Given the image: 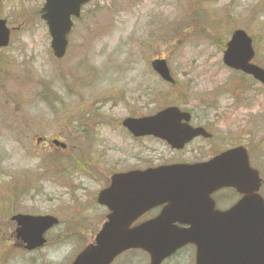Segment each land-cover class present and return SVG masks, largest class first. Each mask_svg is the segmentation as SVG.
<instances>
[{"label":"rangeland","instance_id":"obj_1","mask_svg":"<svg viewBox=\"0 0 264 264\" xmlns=\"http://www.w3.org/2000/svg\"><path fill=\"white\" fill-rule=\"evenodd\" d=\"M43 2L0 0V18L13 29L0 52V264H36V252L17 245L11 216L56 217L47 244L74 237L69 264L104 221L95 198L112 173L175 159L160 144L130 139L123 119L177 105L203 118L221 114L220 125L233 130L238 116H264V88L222 64L231 33L243 29L264 69V0H91L60 61L39 18ZM156 58L167 60L174 87L152 73ZM230 103L243 108L223 110ZM257 131L264 139V128ZM209 146L182 160L205 159ZM115 264L145 258L127 254Z\"/></svg>","mask_w":264,"mask_h":264},{"label":"water","instance_id":"obj_2","mask_svg":"<svg viewBox=\"0 0 264 264\" xmlns=\"http://www.w3.org/2000/svg\"><path fill=\"white\" fill-rule=\"evenodd\" d=\"M89 0H44L39 12L50 37V49L61 59L67 47V35L72 19ZM10 30L0 19V48L9 42ZM253 57L250 39L241 32L233 33L223 55L227 67L251 75L264 85V71L250 65ZM153 71L168 83H174L165 61L151 63ZM185 118L177 108H167L154 117L126 119L122 125L134 136L152 135L167 141L173 148L202 130L181 127ZM58 145L57 142H53ZM64 148V145H60ZM256 174L249 170L246 156L240 149L226 152L211 162L198 166H171L145 172H131L112 177L110 188L100 192L97 202L110 211L107 222L73 264H110L119 254L140 249L150 255L149 264H160L185 244L197 249L196 264H264V205L260 198L245 195L228 212H211L209 195L224 186L245 192L256 183ZM178 200L195 202L194 217L187 223L190 231L179 232L173 227L178 221L173 205ZM157 202H167L169 208L158 219L128 229L146 209ZM193 216V212L190 213ZM16 237L33 250L44 244L43 234L57 223L48 216L16 215Z\"/></svg>","mask_w":264,"mask_h":264},{"label":"flooded vegetation","instance_id":"obj_3","mask_svg":"<svg viewBox=\"0 0 264 264\" xmlns=\"http://www.w3.org/2000/svg\"><path fill=\"white\" fill-rule=\"evenodd\" d=\"M167 107H178L177 105H171ZM164 107V108H167ZM262 107L264 108V104H262ZM161 108L154 112L151 115L141 116V117H129V118H142V117H149L160 110L164 109ZM182 112H186L188 114V120L184 121L181 120L180 126L191 128L194 130H202L204 135L200 134L190 141L184 143V145L180 149H172L170 145H168L166 142L155 138L153 136H143V137H134L132 133L129 130H126L124 128V131L127 133L128 137L132 139L135 142H139L144 140L145 142H153L156 144H160L161 146L165 147L169 153L175 158L173 161H170L165 164H158V165H147L144 168H133L126 170L124 172L128 171H146V170H155L161 167L165 166H171V165H188V166H198L201 164L209 163L211 162L215 157L220 156L226 152L232 151L234 149H240V151H244V153L247 156L248 164L251 170L256 171L259 178V185L251 192V195H258L261 197V199L264 202V169L262 168L263 165H261V162H264V139H260L258 137V131H257V125L264 128V116L260 119L256 117V114H253L252 116H243L242 119L240 116L236 117L235 119L239 121V124L232 130L231 128H225L223 124L220 125V121L223 117L221 114L208 116L206 118L199 117L194 115L190 110L181 109L178 107ZM235 108L242 109V106H234L232 103L228 104L223 110H234ZM210 111L213 112H219L221 109L219 108V105H211L209 107ZM251 119V125L250 127H246L244 124V121L250 122L249 118ZM203 120L202 123H196L195 120ZM229 119V118H228ZM228 119L226 122L223 121L224 124L228 123ZM220 137H226L220 138ZM41 140V139H40ZM43 140V139H42ZM47 141V140H45ZM48 142V141H47ZM209 143L211 146L208 147L209 152H205V159H193L190 161L182 160V154L186 155L188 152H194L196 150L204 151L206 144ZM51 144V140H50ZM219 145V146H218ZM108 182V181H107ZM109 183V182H108ZM108 185V184H107ZM243 198V194L238 193L233 187L230 186H224L220 189H217L213 191L209 197H208V204H210V207H212L211 212H226L230 210L238 201H240ZM168 203L163 202H157L143 213V215L131 225V228L144 222H148L151 220L156 219L159 217L161 212L168 208ZM174 211L176 214L172 215L175 218H178V221H175L173 223V227L176 229V231L179 232H186L190 231L192 228L189 223H187L191 218H193L194 215V209H196L195 202H186L184 200H180L177 203H175L173 206ZM193 212V216H190V213ZM16 226V224H15ZM16 229L14 230V234L16 235ZM15 240H17V237L15 236ZM17 245L20 247V249L23 251V244L18 241ZM38 250L29 252L34 253ZM144 258H145V264H149L150 262V256L147 252H142ZM126 253L122 254L119 259L123 256H125ZM118 259V260H119ZM185 261L189 264H196V246L193 244H186L179 249H177L170 257L166 258L161 262V264H168L172 261Z\"/></svg>","mask_w":264,"mask_h":264},{"label":"clouds","instance_id":"obj_4","mask_svg":"<svg viewBox=\"0 0 264 264\" xmlns=\"http://www.w3.org/2000/svg\"><path fill=\"white\" fill-rule=\"evenodd\" d=\"M76 248V240L70 236L56 239L34 253L36 264H68Z\"/></svg>","mask_w":264,"mask_h":264}]
</instances>
